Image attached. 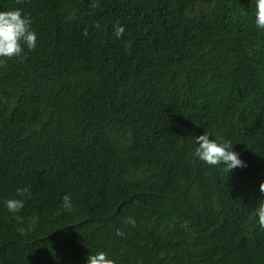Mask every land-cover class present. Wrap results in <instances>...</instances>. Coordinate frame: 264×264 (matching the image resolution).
Listing matches in <instances>:
<instances>
[{
  "label": "trees",
  "instance_id": "16d2710c",
  "mask_svg": "<svg viewBox=\"0 0 264 264\" xmlns=\"http://www.w3.org/2000/svg\"><path fill=\"white\" fill-rule=\"evenodd\" d=\"M253 6L0 0L37 35L23 59H0V264H86L100 250L114 264H264L254 213L264 30ZM206 131L247 166L228 174L196 160ZM10 198L24 199L16 214Z\"/></svg>",
  "mask_w": 264,
  "mask_h": 264
},
{
  "label": "clouds",
  "instance_id": "9594fccd",
  "mask_svg": "<svg viewBox=\"0 0 264 264\" xmlns=\"http://www.w3.org/2000/svg\"><path fill=\"white\" fill-rule=\"evenodd\" d=\"M254 23L257 30H264V0H254ZM30 18L19 9L0 11V59L18 57L23 59L24 49L31 51L37 46V35L31 29ZM124 27L118 22L114 25L117 38L124 34ZM87 34V33H85ZM211 137V138H210ZM196 147L193 157L210 166H220L226 173L236 168L246 167L238 152L233 150V144L222 137L213 138L209 132L196 137ZM261 197L255 206V219L259 228L264 229V182L259 185ZM28 193L27 188H18L17 196L24 197ZM7 211L12 214L18 213L24 207V199L10 198L3 201ZM62 206L65 212L73 211V201L70 194L62 197ZM128 222L135 225V219L129 217ZM118 236L124 234L117 231ZM86 264H114L106 251H96L86 257Z\"/></svg>",
  "mask_w": 264,
  "mask_h": 264
}]
</instances>
